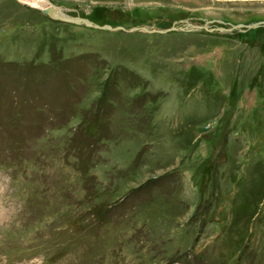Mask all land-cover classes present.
I'll use <instances>...</instances> for the list:
<instances>
[{"label":"rangeland","instance_id":"obj_1","mask_svg":"<svg viewBox=\"0 0 264 264\" xmlns=\"http://www.w3.org/2000/svg\"><path fill=\"white\" fill-rule=\"evenodd\" d=\"M0 264H264V0H0Z\"/></svg>","mask_w":264,"mask_h":264},{"label":"bare ground","instance_id":"obj_2","mask_svg":"<svg viewBox=\"0 0 264 264\" xmlns=\"http://www.w3.org/2000/svg\"><path fill=\"white\" fill-rule=\"evenodd\" d=\"M49 12H51V11H49ZM52 13V12H51ZM58 19H60V20H66L67 18V16H65V15H61L60 17L59 16H56ZM62 17V18H61ZM82 19V18H81ZM72 20H73V22H75V23H79V22H76L77 21V19L75 18V17H73L72 18ZM83 22H86L88 25H86V26H92V24L88 21V20H86V21H84V20H80V23H83Z\"/></svg>","mask_w":264,"mask_h":264},{"label":"water","instance_id":"obj_3","mask_svg":"<svg viewBox=\"0 0 264 264\" xmlns=\"http://www.w3.org/2000/svg\"><path fill=\"white\" fill-rule=\"evenodd\" d=\"M42 13L51 16L50 13H49L47 10H44V9H43V10H42ZM75 18L77 19L76 22H79V23H80V20H84V21H86L85 19H81L80 17H75ZM64 21H65V20H64ZM83 24L88 25L86 22H83Z\"/></svg>","mask_w":264,"mask_h":264}]
</instances>
